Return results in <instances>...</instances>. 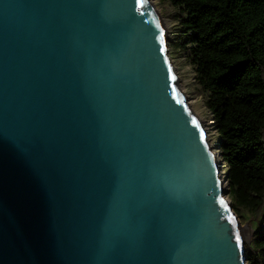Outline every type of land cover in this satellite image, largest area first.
<instances>
[{"label": "water", "instance_id": "95a60500", "mask_svg": "<svg viewBox=\"0 0 264 264\" xmlns=\"http://www.w3.org/2000/svg\"><path fill=\"white\" fill-rule=\"evenodd\" d=\"M227 180L152 0H0V264H248Z\"/></svg>", "mask_w": 264, "mask_h": 264}, {"label": "trees", "instance_id": "16d2710c", "mask_svg": "<svg viewBox=\"0 0 264 264\" xmlns=\"http://www.w3.org/2000/svg\"><path fill=\"white\" fill-rule=\"evenodd\" d=\"M162 1L180 22L170 50H185L207 95L233 209L260 215L247 263L264 264V0Z\"/></svg>", "mask_w": 264, "mask_h": 264}, {"label": "rangeland", "instance_id": "374dc122", "mask_svg": "<svg viewBox=\"0 0 264 264\" xmlns=\"http://www.w3.org/2000/svg\"><path fill=\"white\" fill-rule=\"evenodd\" d=\"M152 1L163 17L167 29L169 45V43L175 37L176 31L180 26V22L177 17L178 12L167 2H164L162 0ZM170 55L177 69L181 87L187 94L193 109L201 117L205 128H207L206 131L210 142L214 146V150L218 154L219 160L223 162V175H225L228 169L227 164L226 162H224L221 151L219 149V133L217 131L213 115L206 105L207 95L202 90L200 85L196 82L195 67L186 57V53L183 48H177L174 52L170 50ZM225 189H228L227 183L225 185ZM239 220L243 228L246 245H248L251 243L252 238L255 234V230L260 224V215L258 216V214H252L248 211H243L239 216Z\"/></svg>", "mask_w": 264, "mask_h": 264}, {"label": "bare ground", "instance_id": "6f19581e", "mask_svg": "<svg viewBox=\"0 0 264 264\" xmlns=\"http://www.w3.org/2000/svg\"><path fill=\"white\" fill-rule=\"evenodd\" d=\"M205 127V126H204ZM207 129V128H206ZM225 185H226V182H225Z\"/></svg>", "mask_w": 264, "mask_h": 264}]
</instances>
